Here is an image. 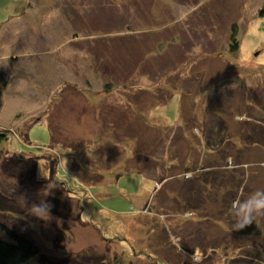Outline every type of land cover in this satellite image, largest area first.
Instances as JSON below:
<instances>
[{
	"label": "rangeland",
	"instance_id": "rangeland-1",
	"mask_svg": "<svg viewBox=\"0 0 264 264\" xmlns=\"http://www.w3.org/2000/svg\"><path fill=\"white\" fill-rule=\"evenodd\" d=\"M263 5L0 0V54L18 46L23 75L4 73L12 85L0 108V222L53 264H112L114 256L123 264H166L183 236L215 238L219 209L233 211L229 201L214 210L205 198L177 225L165 216L179 198L173 186L156 211L149 203L165 169L183 174L224 158L264 162ZM251 183L249 176L237 199L249 196ZM41 201L51 205L48 220L28 215ZM186 226L197 229L194 236L182 234ZM194 243L183 244L186 264H249L242 253L230 259L228 246L216 247L212 259L206 248L191 262ZM31 260L25 264H39Z\"/></svg>",
	"mask_w": 264,
	"mask_h": 264
},
{
	"label": "trees",
	"instance_id": "trees-1",
	"mask_svg": "<svg viewBox=\"0 0 264 264\" xmlns=\"http://www.w3.org/2000/svg\"><path fill=\"white\" fill-rule=\"evenodd\" d=\"M260 16H264V5L261 8L259 12ZM233 29H236V26H233ZM231 44L229 46L230 51H237L238 50V42L236 40V33L233 32L231 36ZM7 81L8 79L4 75L2 71H0V108L2 105V98L3 93L5 89L7 88ZM123 85L122 89H130L133 90L131 86H126L125 84L121 83ZM109 87L107 88V91H109ZM254 129H252L253 131ZM6 139V136L4 133L0 134V143L3 142ZM249 139L250 137H245V140ZM219 144H222L221 142ZM21 160V159H20ZM27 160V159H26ZM24 160V161H26ZM30 160V159H28ZM225 162V168H224V161ZM31 163H34L30 161ZM234 162L236 164H234ZM232 161L231 158H224L223 163H216L212 159L210 162L209 160L205 163V165L199 168L195 167L194 165L189 169H184L182 171H185L183 174H176L174 171L171 173L168 169H165V180H161L163 182L158 183L160 186L159 189L154 194V202L152 201L149 203L152 206V209L150 213L156 211L157 209V199L164 193V190L166 191L168 186H173V188L176 190V192H173L174 194H178V199H174V207L173 213H169V210L166 211L165 209V216L169 220V217L171 216L173 221L176 222V225L179 221L182 222V220L186 217H191L194 213L192 210H199L203 207V201H205V198L210 199V203L213 204L214 207L217 209V205L220 204L221 207H224L227 202L229 201V205L231 210L232 209V203L234 200L237 199V193L241 192L242 186L245 183L247 177H249V172H247V169H252L253 167L260 166L264 169V162L254 163L251 165L249 162L243 161L242 163L239 160ZM223 171V172H222ZM219 179L217 183H215V178L212 177L214 175ZM189 178L191 180H189ZM182 180V183H180L178 180ZM227 180L235 181L236 187L233 189L232 187L228 186ZM215 183L211 185V189H206V184L208 182ZM176 183V184H175ZM178 183V184H177ZM161 186H163L161 188ZM165 187V188H164ZM161 188V189H160ZM182 194V195H181ZM202 195L203 199L199 196ZM4 200L0 198V202L3 203ZM154 203V204H153ZM168 203V202H167ZM172 203V204H173ZM1 207V206H0ZM154 210V211H153ZM170 212L172 210L170 209ZM175 214V215H174ZM210 214L209 212L205 215V217H208ZM219 216L223 219H218L220 223L218 225H213L215 228L218 229V231L214 234L216 237L211 238L209 240H200V239H194L196 237H192L187 239L186 233L194 236L192 233L193 229H188L184 227V230L182 231L183 236L182 241L177 246V253H175V257H166L165 256V263L166 264H174L177 262L179 264H186V260L181 258L182 253L186 251L185 246L183 245L185 242L192 241V242H199L194 243L192 246V253L187 254L188 257L191 258V262L193 259L198 260L197 252H199L198 255H204L207 253L206 248H209L211 259L214 256V249L216 247H224L228 246L229 251L232 254L239 255L242 253V255H246L245 258L249 260V264H264V220L262 225H256V221H254L247 225L245 228L236 230L235 225V217L232 215V213H226L222 212L221 208L219 209ZM230 216V217H229ZM229 217V218H228ZM183 224V222H182ZM189 223H184V225ZM219 225H225L229 227L228 231L223 232L218 227ZM190 228L194 227L193 224H189ZM178 227V226H177ZM0 230L4 233L5 238H0V264H25L28 263L29 260L38 259L39 264H53L51 261L47 259V257H44V255L40 252L39 247L30 239L25 237L24 235H21L17 231H15L13 228L9 227L7 224L0 222ZM191 230V231H190ZM197 230L196 228L193 230ZM236 234L241 235L242 237L237 238ZM206 236L209 237L208 234ZM185 237V238H184ZM186 239V241H183ZM212 243V244H209ZM204 244V246H203ZM205 244H208V246H205ZM217 244V246H216ZM184 246V247H183ZM257 246V247H256ZM254 248L256 251H252L247 248ZM185 254V253H184ZM168 256V255H167ZM89 258V257H88ZM241 258V257H240ZM200 259V258H199ZM230 259H233V256L230 257ZM228 258V260H230ZM31 260V261H32ZM113 263L112 264H123L122 261H120L119 256H114L112 258ZM201 260V259H200ZM199 260V261H200ZM258 260H260L258 262ZM30 262V261H29ZM230 262V261H228ZM85 261L82 262L84 264ZM54 264H60V263H54ZM63 264V263H62ZM86 264V263H85Z\"/></svg>",
	"mask_w": 264,
	"mask_h": 264
},
{
	"label": "clouds",
	"instance_id": "clouds-1",
	"mask_svg": "<svg viewBox=\"0 0 264 264\" xmlns=\"http://www.w3.org/2000/svg\"><path fill=\"white\" fill-rule=\"evenodd\" d=\"M18 200L25 205V199L20 197ZM232 215L235 217V229L240 230L251 224L255 217L264 215V190H256L246 199H236L232 203ZM28 215L41 220L50 219L51 205L45 201L33 203L27 209Z\"/></svg>",
	"mask_w": 264,
	"mask_h": 264
},
{
	"label": "crops",
	"instance_id": "crops-1",
	"mask_svg": "<svg viewBox=\"0 0 264 264\" xmlns=\"http://www.w3.org/2000/svg\"><path fill=\"white\" fill-rule=\"evenodd\" d=\"M84 6H82V8H83ZM7 30H4V33L6 32ZM3 33V34H4ZM14 36H16V34H14ZM66 41V40H65ZM65 41L64 42H62L61 44H60V46H63L64 45V43H65ZM59 46V47H60ZM58 47H56V49H57ZM18 49H20L18 46H17V48H16V50H18ZM16 50H13V52H10V51H2L1 52V54H0V61L2 62V63H4V64H6V66H4L3 64H1L0 63V71H2L3 73H5V70L6 69H10V71H11V73H15V77H17V75H19V72H20V76L22 75L21 74V71H22V68H21V66L18 68L17 66H15L16 64H19L20 62V59L22 58V56H20L19 55V51H16ZM10 73V74H11ZM23 76V75H22ZM14 77V78H15ZM11 85L12 84H10V78H8V84H7V88L5 89V91H4V93L5 92H7L9 89H10V87H11ZM3 93V94H4ZM3 98H4V95H3ZM2 98V99H3ZM251 144V143H250ZM253 145H256V144H253ZM252 171H254V170H252ZM252 171H250L249 172V176H250V178L252 179V183L250 184V193H249V195L250 194H252L254 191H256V190H264V173H262V172H259L261 175L259 176V175H254V174H251L250 175V173L252 172ZM215 178L214 180H215V183H217V181L219 180L216 176H215V174L214 175H212V177H211V179L212 178ZM215 183H212V182H208L207 184H206V189H208V188H210L211 189V185H213V184H215ZM227 183H228V186H230V187H232L233 189L236 187V183H235V181H231V180H227ZM214 210H217L216 209V207L215 208H213ZM264 217V215H258V216H256L255 217V221H256V225L258 226V225H262L263 224V220H262V218ZM227 251H229L228 249H227Z\"/></svg>",
	"mask_w": 264,
	"mask_h": 264
}]
</instances>
